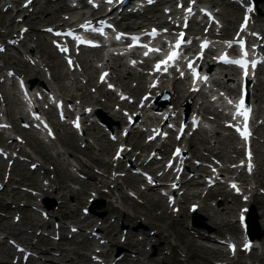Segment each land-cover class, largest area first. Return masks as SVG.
I'll use <instances>...</instances> for the list:
<instances>
[{"label":"rangeland","instance_id":"rangeland-1","mask_svg":"<svg viewBox=\"0 0 264 264\" xmlns=\"http://www.w3.org/2000/svg\"><path fill=\"white\" fill-rule=\"evenodd\" d=\"M19 1H21V0H19ZM46 1L47 0H36V4H35V6L33 7L34 8V12L36 11V13L35 14H33V15H31L30 17H28V21H30V22H32V23H29L28 24V32L26 33V35H25V40H24V42L21 44V45H19L18 47H17V49H9L8 51L9 52H7L6 54H2L3 56V59L4 58H7V59H5L4 60V63H6V65H8V66H10V67H12V68H14V69H16L17 67H15L14 66V62L15 61H17V60H19V62L21 61L22 62V60H21V58H22V56L20 57V53L21 52H26L27 51V49L28 48H34V44L35 45H37V51L39 52V54H38V52L36 51L35 52V54H36V56L37 57H39L40 59H41V61L42 60H44L45 59V54L46 53H49L50 55L52 54V52H51V49L49 48V46H48V44L45 42V41H42V38H41V36L40 35H38L37 34V32L35 31V30H33L35 27H39V26H42V21H44L43 19L46 17V15H47V13L48 12H52V11H54V10H58L57 8V6H55V5H47V3H46ZM48 4H54V1H52V2H48ZM228 6V5H227ZM228 7H232V6H228ZM257 8H260L261 9V17H263L264 16V3L263 2H259L258 3V5H257ZM228 10H230L229 8L227 9V11ZM40 11H42L43 13H39ZM225 10H223V11H221V13H219L218 15L220 16V18H222V12H224ZM11 14V12H7V13H0V42L2 41V38H3V35H2V31L3 32H5L6 30L8 31V33L9 34H14L15 33V31H16V29H17V25H15L14 23H13V20H12V18H10L9 17V15ZM62 14V13H61ZM61 14H56L52 19H50V20H48V23L47 24H53V23H58V22H61ZM238 15H239V12H237L236 13V15H235V18H234V23L231 25V27L232 26H234L235 25V22L237 21V19H238ZM49 16V15H48ZM46 20V19H45ZM27 22V21H26ZM39 23H42V24H39ZM38 24V25H37ZM37 25V26H36ZM31 35H36L38 38H37V41H35V43L33 44V41L31 40V38H32V36ZM20 54V55H19ZM87 54V56L88 57H90V58H95V56H94V54H93V52H87L86 53ZM53 55V54H52ZM47 59V58H46ZM45 59V60H46ZM47 61V60H46ZM24 62V61H23ZM60 64H61V62L60 61H58ZM54 63H56L55 62V60L53 61V62H51L50 61V65H53ZM2 64H1V61H0V66H1ZM17 65H18V63H17ZM22 65H24V64H21V63H19V66H22ZM62 65V64H61ZM87 65H85V67H86ZM17 69H19V68H17ZM16 69V70H17ZM62 73H63V66H62ZM5 70V69H4ZM22 71H24L26 74L29 72V70L27 69V68H23L22 69ZM3 72V71H2ZM30 74L32 75V72H30ZM51 74H52V77H53V80H55V79H58V77H56V75L54 74V72H53V70L51 71ZM2 75V74H1ZM33 77H36V78H39V76H40V78L43 76V74H41L40 73V75H38V74H36L35 72H34V75H32ZM79 77H77L78 79H80L82 76H80V75H78ZM94 73H92V77L94 78ZM128 76H130V75H128ZM76 77V76H75ZM74 79V77H68V78H61V79H58V80H56V81H54V82H52V83H50V86H52L54 89H57L58 90V93L60 94V92H62V91H60L59 92V90H65V88L64 89H62L63 87H61L62 86V84L64 85V86H66V88L68 87V86H70L71 84H73V83H75L76 82V84L77 85H80V83H78V81L77 80H73ZM44 84L46 85V87H48V85L46 84V82L44 81ZM75 87V88H74ZM73 87V91H78L79 90V86H74ZM88 87V86H87ZM71 90H68V91H66V93L68 94V96H67V98H69L70 100H74L75 102H77L78 101V97L81 99V100H83L84 102H88V101H85V98H83V95H84V93L83 92H80L78 95H74V94H71V92H70ZM13 92V91H12ZM110 96V94L108 95V97ZM92 98L93 97H91V100H92ZM79 99V100H80ZM93 99H95V98H93ZM107 100V99H106ZM95 103H97V102H95ZM106 106H107V103H106ZM0 108H2V104H0ZM213 128H215V126H213ZM17 128H16V125H15V129L14 130H16ZM100 130V129H99ZM88 131H91L92 132V130H91V128H88ZM23 132V131H22ZM25 133V132H24ZM215 133H217L216 135L218 136V133H221V134H224V133H222L219 129L218 130H216L215 131ZM71 134V133H70ZM60 136V133H58L57 134V137H59ZM212 134H208L207 135V143H206V145H204L203 147L204 148H207V147H210L212 144H214L215 143V139H213L212 138ZM215 137V136H214ZM194 138V137H193ZM215 138H218V137H215ZM223 138H225V137H223ZM218 139H220V140H222L221 138H218ZM229 139H231V138H229ZM59 140H61V139H57V141H55L54 143H55V146H56V149L57 150H59V151H62V152H66L67 154H70V156L71 157H73V159H74V161L73 162H71V165H73L74 167H76L77 168V170H79L80 171V173H83L85 170H87V167H89L90 166V162L93 160V147L94 148H97L98 146H97V144H95V145H93V143L91 144V145H89L88 147L89 148H85L84 149V147L81 149L79 146H80V142H76V143H73V144H71V143H69L68 141H67V143H63V142H65L64 140H61V143H60V145H62V147H59V144H58V142H59ZM198 138H194L192 141L197 145V147L199 148V150H201L202 149V147H200V145L198 144ZM228 142H229V140H228ZM227 142V143H228ZM219 143V145L220 146H223L222 144H221V142H218ZM39 144V143H38ZM63 144H64V146H63ZM256 144L258 145V146H260V143L257 141L256 142ZM213 151V150H212ZM35 152H37L39 155H40V157H41V159H44V161L46 162V160L47 159H49V161H48V163H46V164H50V165H52V164H54V163H56L58 160H61V161H63V162H61V164H64V161L67 159V158H60L59 159V157H57L56 159H50V156H49V154H47L46 152H45V150L44 149H42V150H38V151H35ZM215 152V151H214ZM193 153L194 154H196L197 155V152L196 151H194L193 150ZM199 154H202L201 152H198ZM222 153V152H221ZM221 153H220V155H221ZM229 154H231V152H229ZM87 155H88V158H87ZM198 156V155H197ZM78 160H80V161H82L83 163H84V165L82 166V167H80V166H78ZM89 160V161H88ZM261 160H264V157H263V159H261ZM56 167V169H58L59 170V173H61V169H60V166L59 165H57V166H55ZM86 167V168H85ZM19 168H23V170H24V174L25 175H29V173L26 171V169H25V165H23V164H20L19 165ZM66 169H68V170H70V168L69 167H67ZM17 171V173H19V172H21V170L19 171V170H16ZM14 173V169L12 170V174ZM16 173V174H17ZM260 173L261 174H263L264 173V165L263 166H261V168H260ZM0 174H1V168H0ZM15 174V175H16ZM46 174H47V172H46ZM45 174V175H46ZM2 175V174H1ZM19 177H25L22 173H20L19 174ZM57 177H59L58 175H57ZM56 177V178H57ZM62 177H67L66 178V180L64 181V182H61L62 183V187H66L67 189V191H70L71 189L70 188H72V189H74L73 188V186H70V182H72L74 179L73 178H77V177H73L72 175L70 176V177H68V175L66 174V172H63V176ZM13 178H15V179H17L18 177H13ZM29 179H33V181L35 182V183H37V181L38 180H36L35 178H37L35 175H33V177H28ZM62 179V178H61ZM77 182H80V180L79 179H77ZM257 182L259 183V185L261 186V187H264V178H259V179H257ZM191 184V183H190ZM8 185H12V183H9ZM38 185H39V182H38ZM192 185H194V186H197V184L195 185L194 183H192ZM192 185H189V186H192ZM84 186V185H83ZM83 186H82V188H83ZM69 187V188H68ZM56 189H60V187L58 188H56ZM194 189H197V188H194ZM92 190V189H91ZM137 190H139V188H137ZM81 191H82V189H81ZM144 192V195L145 196H153L152 194H154V192H155V189L154 188H151V189H149L148 191H143ZM75 194V190L74 191H71L69 194H66V196H65V201H66V203H67V206L69 205V203H70V198H73V197H71V195L70 194ZM23 195V193H21V192H17V196H15L14 198L13 197H11L10 198V196L7 194V195H5V197H8L9 198V200H12V201H14V203H22V201H23V198H26V197H21ZM217 196H219V194H211V196L209 197V199L210 200H214V202H216L218 205V207H217V210L218 211H220V212H222V210L223 209H225L224 208V205H223V203L222 202H220L219 200H220V198H216ZM45 197V196H44ZM47 198H51V195H47ZM29 201H30V199L29 198H27ZM191 199H193V197H191ZM261 199H264V197L263 198H261ZM219 202V203H218ZM3 204H4V202L2 201V202H0V206H3ZM208 204H209V202H208ZM123 206H125L124 208H125V212L128 214V215H131L132 214V211H130L131 209H129V203H125ZM185 206V204H183V207ZM159 207V206H158ZM69 209V206L68 207H65V208H63V209H60L59 211H58V213L56 212V208L55 209H53V213H54V215L58 218V219H60L61 218V216H63L64 214H66L67 212H68V209ZM26 209H28L27 207H25V209H23V211L26 213L27 212V210ZM7 210H10V208H8L7 207ZM135 210V209H134ZM203 210H206L205 208H203ZM154 211V210H153ZM212 212H213V215L214 216H218V215H216L215 213H214V211L212 210ZM261 212H264V206L263 207H257V211H256V214H257V216L259 215V213H261ZM11 211L8 213V214H10L11 215ZM159 213V211H154L153 213H151L154 217L151 219V223L150 224H146L147 225V227H144V226H138L137 224H136V222H131V223H128V222H126V221H122L120 218H119V220L121 221V223H126L125 225H127V226H129L130 228H136V230L138 231V233L139 232H143L144 234H149L148 233V230H150V231H154V232H157V235H158V240H156V243H155V257L153 256L154 254L151 252L150 253V257H152L153 259H158V258H160V257H162L163 255L161 254V250H159L158 252H157V254H156V249L158 250V248L159 247H157L158 246V244L159 245H161L160 247H167V246H169L170 245V242H174L175 240H172V241H170L171 239H173V237H174V239H176V240H178V242H179V240H181V243H184V241L186 242V240L184 239V238H186V239H189L190 237H192L191 236V234H187L186 233V218H187V216H186V214H185V209H183V212H181L180 214H179V216L177 217V218H175L173 221H171L170 220V218H165L164 217V215L162 216V214L161 215H159V216H157V214ZM210 212H209V210H206V212H202L201 210H199L198 212H197V215H199L201 218H202V222H201V225L202 226H200V227H198V228H192L194 231H196L197 233H205V234H207V233H213V232H216V228H218L217 227V225L219 224V223H216V225H214L213 224V221L208 217V214H209ZM219 213V212H218ZM136 214L137 215H141L143 218H145L146 216V214H149V210H148V207H142V208H140L139 210H137L136 211ZM61 215V216H60ZM137 215H136V219H137ZM24 216L25 217H29V218H31L32 219V223H34V220L35 221H37V218H36V216H33V214L29 211L28 213H26V214H24ZM259 216H261V217H263V218H261L260 220L261 221H264V214H261V215H259ZM135 217V216H134ZM148 217H149V215H148ZM182 219V220H181ZM229 219H231V217L230 216H228L227 218H225L224 220H222V223H225V222H228L226 225H227V227L225 228V227H223L225 230H229V227H230V225L231 224H229ZM9 218H7V219H4V220H2V221H0V230H2L3 229V227H6V226H8L9 225ZM132 220V219H131ZM25 222H27V220H25ZM168 222H171V224L170 225H168V226H166L165 227V225L168 223ZM37 224V223H36ZM36 224L34 225V227H33V229H30L29 228V226L28 225H25V226H23V227H21V229L22 230H27L28 231V233L31 231L32 233L30 234V236L32 237L33 236V231H35L37 228H36ZM178 225L179 226H183V228H181V227H178ZM223 225V224H222ZM264 225V224H263ZM224 226V225H223ZM7 228H9V227H7ZM48 228H51L50 226L48 227ZM47 228V229H48ZM228 228V229H227ZM219 229V228H218ZM140 230V231H139ZM260 230H261V232H264V228L263 227H260ZM223 230H221V232H222ZM220 232V233H221ZM114 233V232H113ZM127 234H131L129 231L127 232ZM202 238H205V237H203V236H201ZM18 238H21V237H18ZM135 239V235H134V238H133V240ZM191 241V240H190ZM49 244V243H48ZM202 247L203 248H206V249H208L207 247H209V245H211V244H209V242H207V241H203L202 243ZM49 245H52V244H49ZM56 245V244H55ZM180 246V244L176 247V248H178ZM40 247V246H39ZM43 247H46V246H43ZM88 247V245H85L84 246V249H86ZM140 247H141V245L138 247H136L135 249H140ZM157 247V248H156ZM68 248H75V249H77L76 248V246H73V245H69L68 246ZM40 249H42L41 247H40ZM129 250H131V251H134V249H130V248H128ZM162 249V248H161ZM189 250H191L190 248H189ZM44 255V254H43ZM43 255H41V257L43 256ZM261 255V252L258 254V253H255L253 256H255V257H257V256H260ZM177 255L175 254V252H173V262H172V264H177L176 263V257ZM208 256V254L207 253H203V252H201V251H198L197 252V254H194V256H193V260L192 261H188V263L187 264H209V263H207L206 261H204L203 259H206L207 261H209V262H212L213 260H211L210 258H208L207 257ZM44 257V256H43ZM190 257V256H189ZM203 258V259H202ZM240 258H243L244 259V262H241L239 259ZM5 258H4V255L3 254H1L0 253V260H4ZM125 259V261H121V262H119V263H117V264H131L130 263V260L127 258V257H125L124 258ZM76 260L78 261V262H81L82 261V258L81 257H76ZM164 261H165V263L166 264H169V258H164ZM233 261H237V262H239V263H244V264H247L248 262L246 261V258L245 257H243V256H240V257H238L237 258V260H233ZM28 264H36V263H34L33 261H31V262H29ZM181 264H186L185 262H183V263H181Z\"/></svg>","mask_w":264,"mask_h":264},{"label":"bare ground","instance_id":"bare-ground-1","mask_svg":"<svg viewBox=\"0 0 264 264\" xmlns=\"http://www.w3.org/2000/svg\"><path fill=\"white\" fill-rule=\"evenodd\" d=\"M229 6V5H228ZM20 9H18V11H19ZM235 12H236V9H233V8H230V10H228V11H224V12H222V17L223 18H227V17H229L230 18V20H232L233 19V16H235ZM54 14V12H52L48 17L50 18L52 15ZM81 18H82V16H80L77 20H75V23H73V24H71V27L73 28V29H77L78 28V25L76 24V23H78L80 20H81ZM219 18H220V16H219ZM85 20H88V21H91V23H94L93 21H95V19L94 18H92V17H87ZM227 23H229V22H227ZM94 52H96V51H94ZM29 57L32 59V55L30 54L29 55ZM46 58L48 59V61H52V57L51 56H49V55H47L46 56ZM90 64V63H89ZM86 65V64H85ZM51 67H52V70H53V72H54V74L56 75V77H58V76H60V73H61V71H59V69H61V67L59 66V64H53V65H51ZM81 67V66H80ZM85 67V66H84ZM82 68V67H81ZM85 69V71H89L90 72V70L91 69H93V67H92V65L90 64L89 66L87 65L86 66V68H84ZM23 72V74L25 75L26 73L24 72V71H22ZM30 72H32V75H34V72L36 73V74H38V75H40V70H31ZM5 73H7V75H10V74H12V72L11 71H7V69L5 70ZM21 73V72H20ZM128 75V74H127ZM44 76L46 77V74L44 73ZM131 76V75H130ZM225 75H223V77H224ZM90 77V76H89ZM232 77H234V75H232ZM38 80H42L41 78H40V76H39V78H37ZM49 79H51V80H53V77H52V74H50L49 75ZM220 78H216V79H213L212 80V84L214 85V86H219L221 89L222 88H226V85L223 83V82H220V80H219ZM113 80H118L117 79V77H114L113 78ZM121 80V79H120ZM228 80H230L229 78H228ZM234 80V79H233ZM233 80H230V83H232V81ZM87 81H91V77H90V79L88 80L87 79ZM119 83H120V81H119ZM230 83H228V84H230ZM36 84H37V82H36ZM261 84H263V82H261ZM121 86H123V88L125 89V90H128L131 94H133V95H136V91H139L138 89H141L142 88V83L140 82V84H138V87L137 88H135V89H129L127 86H126V84H122ZM75 88V87H74ZM62 89H64V87L62 88ZM263 89H264V87H263ZM52 92H47V91H41L39 94H38V97L36 98V96L34 95V94H32V95H30L29 96V100L31 101V99H34V101H38V100H42V101H44L45 99H48V98H50L52 95H54L55 96V99H57V101L60 99V101L62 102V103H68L70 106H72V109L73 110H75V109H77V111H78V113H79V116H81L82 115V105L85 103L83 100H81L79 97L77 98L78 99V101L77 102H75L74 100H70L69 98H63V97H61V96H59V93H58V90L57 89H50ZM43 92H45V94L44 95H42V93ZM177 92H179V96H176V100H175V103H178V100H180V99H182L183 97H182V93H184V91L183 90H177ZM58 94V95H57ZM104 94H106V95H109L110 93H107V92H104ZM49 95V96H48ZM83 98H85V101H88L87 103H95V102H97V100L96 99H93L92 98V100H91V97L90 96H88V95H86V94H84L83 95ZM80 99V100H79ZM4 101H5V104H6V106H7V108H8V113H9V116L8 117H11V114H13L14 113V110H13V108H11V105L9 104V98L7 97V96H5L4 97V99H3ZM110 100H111V97L109 96L108 98H107V100L105 101L106 103H107V106H108V104H109V102H110ZM39 108H37V109H35L34 110V112H36L37 110H38ZM71 109V108H70ZM67 110H69V108L67 109ZM198 110H201V111H203V109H200V107H198ZM86 112H90V113H94L93 111H92V109H86ZM113 116L115 117V119H117V120H120V118H119V116L118 115H116V114H113ZM23 119H24V117H23ZM143 121H145V119H143ZM58 126H60V125H58ZM82 126H83V124H82ZM60 127H62V126H60ZM10 129H12L13 131H16V130H14L15 129V124L13 123L12 125H11V127H10ZM25 131H23V133H24ZM230 141L232 140V139H229ZM8 145H7V148H11V147H14V145H13V143H14V141L13 140H8ZM109 146V145H108ZM12 150V149H11ZM18 150V149H17ZM34 153H35V155L36 156H38V158H40V161H38L37 159H35V158H28V164L27 165H31V164H34V166H37L39 169H41L42 170V172L44 173V174H46V169L43 167V165L42 166H40V164H46V163H48V161H49V159H47L46 160V162L44 161V159H41V157H40V155L37 153V152H35L34 151ZM3 154H6V156H5V158L7 159V161H9V160H12V159H15V156H13L12 155V152L11 151H9V152H7V153H5V152H2L1 154H0V158H1V155L3 156ZM264 154V153H263ZM59 154H56L54 157H52L51 155H49L50 156V159H56L57 157H59L58 156ZM61 156H64V154L63 155H61ZM13 170V169H12ZM11 170V171H12ZM196 170H198V171H200V172H204V169L203 168H201V167H197L196 168ZM49 172H47V174H48ZM50 173H52L53 175H54V173H55V170H54V168H52V171L50 172ZM154 176L155 177H157L155 174H154ZM164 176V174H160L158 177H163ZM166 176V175H165ZM54 177H57V174L54 176ZM208 177V176H207ZM190 183L191 184H189V185H192V183H194V181H193V178H190ZM186 183H188V182H183L182 183V185L183 186H185V184ZM195 185L197 184V186H195L194 188H198V186L200 185L199 183H198V181L197 182H195L194 183ZM57 187H55L54 189H56ZM59 188V187H58ZM153 188V187H152ZM194 188H192V189H194ZM149 189H151V188H149ZM149 189H147V190H143V191H148ZM86 190V188L83 186V188H82V191H85ZM185 195L186 196H189V198H191V197H193V198H197V194H196V192L195 191H191L190 190V188H188V189H186V192H185ZM60 197H63V194H61L60 195ZM63 205V204H62ZM205 208V207H204ZM214 213L216 214V215H219V213L217 212V211H214ZM133 218H134V216H133ZM226 227H227V225H226ZM225 227V228H226ZM228 229V228H227ZM193 249V248H200L201 250H203L199 245H197L196 244V241H194V240H191L190 241V249ZM209 250V249H208ZM209 253H213V252H209ZM221 255V254H220Z\"/></svg>","mask_w":264,"mask_h":264},{"label":"snow or ice","instance_id":"snow-or-ice-1","mask_svg":"<svg viewBox=\"0 0 264 264\" xmlns=\"http://www.w3.org/2000/svg\"><path fill=\"white\" fill-rule=\"evenodd\" d=\"M90 2H91V0H90ZM108 2L111 3L112 0H108ZM192 2L194 3L195 0H192ZM177 6H178V7H182V5H179V4H178ZM186 11L190 14L191 11H192V10H191V7H189ZM249 11H251V9H249ZM205 15H209V14H208V13H205ZM246 25H247V17H245V22H244V24H242V26H241V31H243V30L245 29ZM186 26H187V22H185V27H186ZM49 31H51V29H49ZM57 35H59V33H57ZM149 35H151L153 38H155V36L158 35L157 30H156V29H153L152 32L149 33ZM178 37H179V38L177 39V41H176V43H175V45H174V49H176V50L180 49L181 46H182V44H184V43L187 42V41L184 40V33H183V32L179 33V34H178ZM116 38H117L118 40L121 39V35H118ZM133 39L135 40V39H137V38L134 37ZM241 43H242V42H241ZM229 46H231V45H229ZM205 47H207V44H206V43H204V44L201 45V49H203V48H205ZM176 50L170 52V54L168 55V57H167L166 60L161 61V62H158V63L155 65V70H156V71H160V70H161V67H162V65H163V66H164V71H167V66H168L171 62H173L175 59H177L178 56H179V52L176 51ZM64 51H66V49H64ZM154 51H160V50H159V49H155ZM145 55L147 56L148 53L145 52ZM242 55H244V56L247 55V53L244 52L243 49H242ZM222 59L226 60L227 58H226V57H223ZM227 62L237 64V65H239V66L242 67V68H245V67H246V62H245V61H227ZM68 63H69V65L71 66V64H72L71 60H69ZM252 66L255 67V63H253ZM188 67H189V69H192V63H191V62L189 63ZM192 71H193V77H194V82H195V79L197 78L198 74L195 72L194 69H192ZM106 75H107V73H104V74L101 75V81H102V82H103L104 77H105ZM181 75H183V73H181ZM245 75H247L246 72H245ZM204 79H206V77H205ZM109 86L111 87V85H109ZM153 86H154V85H153ZM193 90L195 91L196 89H193ZM229 103H232V102L229 101ZM236 108H237L236 116L243 115V117H244V119H245V122H246V121H247V114H248V112L250 111V109H246V108L244 107V101H243V99H241L240 103L236 105ZM37 118H38V117H37ZM62 118H63V117H62ZM234 118H235V116H234ZM77 126H78V125H77ZM229 126H231V125H229ZM0 127H4V125H0ZM45 127H47V125H45ZM237 132L240 134V136H241L242 139L247 140L249 134H248L247 131H246V123H245V130H244V131H241L239 128H237ZM158 134H159V133H158ZM49 135H51L50 132H49ZM178 138H179V137H178ZM178 154H179V149H177V152H176V155H178ZM249 158H250V157H249ZM249 170H251V165H250V164H249ZM232 187L235 188V185H232ZM245 247L247 248L248 246L245 245Z\"/></svg>","mask_w":264,"mask_h":264}]
</instances>
